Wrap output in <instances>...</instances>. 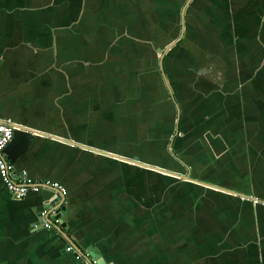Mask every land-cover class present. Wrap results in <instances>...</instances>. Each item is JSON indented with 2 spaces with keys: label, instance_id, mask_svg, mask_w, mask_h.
Returning <instances> with one entry per match:
<instances>
[{
  "label": "crops",
  "instance_id": "crops-1",
  "mask_svg": "<svg viewBox=\"0 0 264 264\" xmlns=\"http://www.w3.org/2000/svg\"><path fill=\"white\" fill-rule=\"evenodd\" d=\"M7 120L264 201V0H0ZM15 169L104 264H264L263 203L41 136ZM55 195L0 179V264H81Z\"/></svg>",
  "mask_w": 264,
  "mask_h": 264
},
{
  "label": "water",
  "instance_id": "water-1",
  "mask_svg": "<svg viewBox=\"0 0 264 264\" xmlns=\"http://www.w3.org/2000/svg\"><path fill=\"white\" fill-rule=\"evenodd\" d=\"M183 11H184V8H183ZM183 11L181 13V28H180V34H179L178 38L176 40H173L170 43H168L164 48H158L156 50V52L158 54V58H159V61H158L159 72H160L161 77L164 80V83L167 87V90L169 91V95H170L174 105H175V102H174L170 87L168 85L166 74H165L164 68H163V58H164V55L182 39V36H183L182 34H183V29H184ZM175 107L178 111L177 112L178 113L177 119H176V127H175V133H177V131H178V119H179V108L176 105H175ZM13 125L15 128L13 131V137H12L10 143L7 145V147L3 150L2 154L5 155L6 160L11 165H13L14 167H15L17 161L19 160V158L23 157L24 155H26L28 153L29 148H30L33 140L35 139V137L41 136V137H46V138H50V139L53 138L54 140L61 141V142L66 143L68 145H72V146L78 147L80 149H85V150H88L90 152H94V153H97L100 155H104V156H107L109 158L115 159L117 161L130 163L136 167H139V168H142V169H145L148 171H152L155 173H159V174H162L165 176H169V177L178 179L180 181L194 183V184L201 185L203 187H207V188H210V189H213L216 191H222L224 193H227L229 195H233V196L241 198V199L250 200L251 202H254V203H263L264 204V201L256 199L255 197L245 195V194H241L238 192H234V191L229 190V189L224 188V187H218V186H215V185H212L209 183H205V182L193 179V178L189 177V174H187V175L186 174L185 175L178 174L176 172H171V171H168V170L163 169V168L158 167V166H153V165H150V164H147L144 162H140L135 157L132 159L124 158V157H121V156H118V155H115V154H112L109 152L97 150L94 148L87 147L85 145H80L78 143H74L73 141H71L69 139H61V138H58V137H55L52 135H48L46 133L36 131L34 129L25 127V126L20 125V124L13 123ZM169 152L171 153L170 147H169ZM176 160L181 161L178 158H176ZM184 165H185V163H184ZM53 191L56 193V195H55L54 199L51 200V203L48 204V207L53 205V203L57 201L58 197L61 199L59 206H58V209L56 210L57 215L55 217L56 219H59V225L55 226L54 229L60 235H62L64 237V239L68 242L69 246L72 247L77 253L84 254L86 252V253H88L90 258H93L96 261V264H104L103 259L98 255V252L96 249H93L92 247H88L87 250L84 252L68 236H66L64 234L63 230L65 229V223H63V221H62V215H61L60 211L64 212V210H65V206L63 205L64 201H65V195H62L60 192H58L56 190H53ZM12 199L16 200L14 197H12ZM51 218H53L52 215H50L48 218L49 222H51Z\"/></svg>",
  "mask_w": 264,
  "mask_h": 264
},
{
  "label": "built area",
  "instance_id": "built-area-1",
  "mask_svg": "<svg viewBox=\"0 0 264 264\" xmlns=\"http://www.w3.org/2000/svg\"><path fill=\"white\" fill-rule=\"evenodd\" d=\"M14 129V125L11 121H0V179L10 196L14 197L16 200H22L29 193H38L43 189L56 190L62 195H65V189L62 185L55 182L32 180L27 176L25 171L16 170L15 167L6 160L2 152L10 143ZM57 209L58 208L48 207L40 213L41 226L44 229L51 230L59 225V219L55 218ZM50 215L53 216L51 222L48 220ZM66 251L70 252L81 264H96V261L90 258L88 253H77L70 246L66 248Z\"/></svg>",
  "mask_w": 264,
  "mask_h": 264
}]
</instances>
